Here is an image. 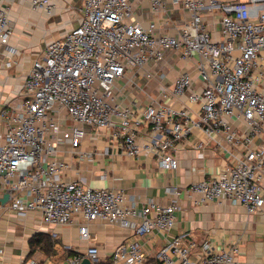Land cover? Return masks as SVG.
<instances>
[{
    "label": "built area",
    "instance_id": "1",
    "mask_svg": "<svg viewBox=\"0 0 264 264\" xmlns=\"http://www.w3.org/2000/svg\"><path fill=\"white\" fill-rule=\"evenodd\" d=\"M6 1L0 5L3 44L12 34L8 10L14 0ZM137 1L82 0L77 24L44 45L16 100L0 106V197L8 193V208L19 215L36 210L48 225L80 219L81 239H89L88 223L95 220L129 230V237L106 258L100 257L95 243L83 250L62 245L55 250L60 257H51V264H81L84 258L88 264H145L140 240L154 232L165 239L157 264H236V243L216 250L207 239L196 243L186 234H169L179 208L177 187L167 190L169 204L149 201L137 208L121 191L63 177L66 164L52 157L64 142L77 152L85 127H106L120 137L121 153L146 152L160 166L175 167L171 150L198 127L229 153L230 160L219 175L192 182L185 191L196 193L194 202L227 199L249 213L263 207L264 0H169L187 14L174 35L156 34L153 22H136ZM147 1L157 12L166 0ZM30 5L46 13L53 7L50 0H30ZM214 14H219L218 36L205 20ZM166 49L197 58L202 87L193 88L190 73L182 71L172 88L177 99L184 96L197 104V113L151 100L136 116L133 108L115 101V82L127 70L149 79L146 63L161 61ZM233 117H240L242 129L232 125ZM141 122L148 125V138L142 143L137 140ZM255 139L259 141L254 144ZM19 264L42 263L26 257Z\"/></svg>",
    "mask_w": 264,
    "mask_h": 264
},
{
    "label": "crops",
    "instance_id": "2",
    "mask_svg": "<svg viewBox=\"0 0 264 264\" xmlns=\"http://www.w3.org/2000/svg\"><path fill=\"white\" fill-rule=\"evenodd\" d=\"M50 2L53 7L49 13L33 8L30 0H14L9 3L12 34L7 44L0 42V106L7 101L16 100L26 73L33 60L40 57L44 45L77 24L82 0ZM4 4L7 1L0 0V5ZM133 10V19L142 26L153 22L156 34L174 35L177 27L187 17L179 5L169 0L157 12L150 9L147 0H138L133 5ZM218 16L219 14H214L205 17L214 36L219 34ZM196 60L195 55L183 58L176 50H164L161 61L155 63L149 60L146 63L145 69L151 74L149 79L135 70H127L123 77L116 80L115 101L133 108L136 116H140L142 108L151 100L174 108L184 106L195 116L198 105L188 102L184 96L177 99L172 94V88L182 71L190 73L193 88L202 87ZM231 120L237 129L243 128L240 117H233ZM67 122L70 123V120ZM112 132L113 129L106 127H85V135L76 147L77 152L70 149L68 142L58 144L52 157L61 159L66 164L63 177L82 179L86 185L94 188L121 191L126 196V202L137 208L147 205L149 201L169 204L172 197L167 190L169 187H177L179 208L174 211L170 235L186 234L196 243L207 239L216 250L236 243V264H264V204L259 211L249 213L242 205L231 203L227 199L194 202L196 193L185 191L192 182L219 175L230 160L229 153L216 145L211 136L205 135L198 127L192 128L171 150L175 167H162L155 156L146 152L136 156L121 153L117 143L120 137H114ZM147 133L148 125L141 122L137 140L144 142L148 138ZM258 141L255 139L253 143ZM82 153L84 155L80 157ZM262 183L264 188V179ZM3 194L4 192L2 196ZM2 196L0 264H19L28 255L42 264L51 257L57 260L60 255L55 250L60 247L59 242L70 245L72 250H83L86 244L95 243L100 257L106 258L117 243L129 237L128 229L95 220L88 223L89 239H81L78 233L80 219L63 225H48L41 221L36 210L30 209L25 215L17 214L15 210L8 208L7 199L1 200ZM38 232L49 233L54 240L50 254L37 247L30 252V237ZM140 241L144 248L145 264H157L156 254L165 239L154 232ZM53 261L50 260L51 263ZM63 262L65 260L56 263Z\"/></svg>",
    "mask_w": 264,
    "mask_h": 264
},
{
    "label": "trees",
    "instance_id": "3",
    "mask_svg": "<svg viewBox=\"0 0 264 264\" xmlns=\"http://www.w3.org/2000/svg\"><path fill=\"white\" fill-rule=\"evenodd\" d=\"M30 252L34 247L39 248L46 254H50L53 251L54 240L49 233L38 232L34 236L30 237ZM27 257H30L29 255Z\"/></svg>",
    "mask_w": 264,
    "mask_h": 264
},
{
    "label": "water",
    "instance_id": "4",
    "mask_svg": "<svg viewBox=\"0 0 264 264\" xmlns=\"http://www.w3.org/2000/svg\"><path fill=\"white\" fill-rule=\"evenodd\" d=\"M8 198V193H4L1 200H6ZM81 264H88V259L87 258H84L81 262Z\"/></svg>",
    "mask_w": 264,
    "mask_h": 264
},
{
    "label": "rangeland",
    "instance_id": "5",
    "mask_svg": "<svg viewBox=\"0 0 264 264\" xmlns=\"http://www.w3.org/2000/svg\"><path fill=\"white\" fill-rule=\"evenodd\" d=\"M60 246H62V244L59 242L58 243ZM50 260L49 259H46V261H44V264H50ZM63 264H66V262H63Z\"/></svg>",
    "mask_w": 264,
    "mask_h": 264
}]
</instances>
